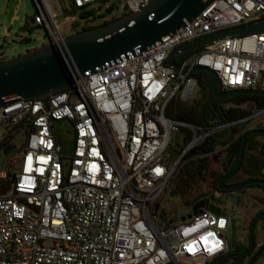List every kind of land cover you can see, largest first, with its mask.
<instances>
[{
  "label": "built area",
  "instance_id": "obj_1",
  "mask_svg": "<svg viewBox=\"0 0 264 264\" xmlns=\"http://www.w3.org/2000/svg\"><path fill=\"white\" fill-rule=\"evenodd\" d=\"M148 1L67 0L82 21L92 15L79 13L97 15L110 2L120 15ZM32 2L30 23L48 39H59L53 9L54 4L61 12L58 0ZM261 17L264 0H211L174 32L74 77L66 89L4 100L0 153L10 145L5 154L14 164L0 169V180H8L0 193V264H207L223 253L228 219L207 197L178 222L160 219L179 160L233 123L198 125L167 117L168 102H189L197 81L166 65L165 58L177 45ZM188 51L177 65L211 69L221 90L264 89V31L225 36ZM263 115L264 106L243 119ZM58 120L71 135L66 152L53 128ZM175 134L184 145L172 156L168 144ZM233 137L207 153H219Z\"/></svg>",
  "mask_w": 264,
  "mask_h": 264
},
{
  "label": "water",
  "instance_id": "obj_2",
  "mask_svg": "<svg viewBox=\"0 0 264 264\" xmlns=\"http://www.w3.org/2000/svg\"><path fill=\"white\" fill-rule=\"evenodd\" d=\"M211 0H149L145 6L134 11L120 14L107 22L77 30L59 39L27 49L8 58L0 59V106L11 97L44 98L45 96L71 86L72 79L91 73L96 67L103 66L134 47L141 49L164 35L174 32L182 25V20H189L200 12ZM32 19L29 18V22ZM264 31V17L247 23L225 27L204 34L169 50L165 64L174 69L189 73L203 72L210 77L209 91L217 100L228 99L239 94H261L264 89H228L221 90L215 72L211 69L192 65L179 67L174 61L178 53L209 44L225 36L245 35ZM8 102V101H6ZM219 122H217L218 124ZM232 135L231 124L224 128L219 142L226 141ZM250 135H264V128L244 129L238 139L237 154L233 167L216 179L215 188L219 191L260 184L263 177H249L231 184L223 180L232 176L240 167L244 154L246 138ZM10 151V145L2 148V153ZM203 206L198 200L190 206V213H195ZM207 209L218 213V207L208 204ZM184 217L181 216L180 219Z\"/></svg>",
  "mask_w": 264,
  "mask_h": 264
},
{
  "label": "rangeland",
  "instance_id": "obj_3",
  "mask_svg": "<svg viewBox=\"0 0 264 264\" xmlns=\"http://www.w3.org/2000/svg\"><path fill=\"white\" fill-rule=\"evenodd\" d=\"M108 1V0H107ZM113 1V0H109ZM61 12L58 13L56 7L53 4V9L56 12L55 22L57 23L58 32L61 36L68 35L72 32L79 30L80 27H89L96 24H100L103 21L117 17L118 10L115 2H110L112 4H107L104 7H108L103 14H100L97 17H92L91 19L77 20V11L73 10L67 0H58ZM103 7V9H104ZM100 9V8H99ZM34 5L32 0H0V58H8L17 53L24 52L27 49L37 47L39 45L45 44L48 41L45 30L40 26H34L29 22V18L34 14ZM101 12V11H100ZM99 12V13H100ZM68 15V19L64 20V16ZM24 21V23H23ZM23 24V25H22ZM199 95V89L197 84L193 87V91L190 95V100L196 98ZM241 108L246 109L247 115L254 108L250 102H243L238 105ZM245 118V117H244ZM208 122H215L214 117L209 116L207 118ZM260 121L259 116L249 117L243 119V121L238 124L237 134L246 128L259 127ZM66 123L63 120H58L53 122V128L56 132V136L61 144L63 151H69L71 147V135L64 134L62 129H65ZM17 138V137H15ZM178 136L175 134L173 138L170 139L168 144V151L172 156L176 155L184 145V141L178 143ZM17 143V141H14ZM259 148V151H264V135H254L251 139V145L253 144ZM68 144V148L66 147ZM196 149L193 148V150ZM211 149V148H210ZM188 157L186 159L199 158L203 156V153H199L197 150L191 154L186 152ZM207 154V153H205ZM217 159H210L208 161V172L206 180L198 181L195 190L197 192L203 193L204 197H207L209 202H212L214 205L219 206L221 213L227 217L228 223L223 231V237L226 241V249L230 250L234 248L237 244L246 243V234L248 223L251 220V217L257 210L264 209V189L258 187H244V194L241 197L240 203L238 206L234 207L233 210H229L227 206L228 201L223 195L217 192L209 186L210 181L215 177V174L218 173V161L223 154L215 152ZM252 154L258 159L263 166L261 171L264 169V157H261L259 154L252 150H246V153L243 154V160L245 161L248 155ZM183 157L177 163V170L173 180V185L170 191L165 195L162 202V213L161 221L166 223L167 221L178 222L181 216H185L189 213L190 208L182 204V196L178 194L177 191L173 190L175 184L176 175L178 169L183 161ZM223 160V159H222ZM13 157L12 155L0 153V169L7 170L13 167ZM264 172V171H263ZM238 176H243L239 174ZM193 189L190 188L186 191V194H191ZM254 246L252 250H255L259 244L264 241V236L260 226V222H255L254 224ZM246 257L244 258V262ZM251 264H264V252L257 256L254 260L251 261Z\"/></svg>",
  "mask_w": 264,
  "mask_h": 264
},
{
  "label": "trees",
  "instance_id": "obj_4",
  "mask_svg": "<svg viewBox=\"0 0 264 264\" xmlns=\"http://www.w3.org/2000/svg\"><path fill=\"white\" fill-rule=\"evenodd\" d=\"M105 1V0H103ZM112 4V3H109ZM108 4V5H109ZM107 5V6H108ZM108 8V7H107ZM101 10L97 15H93L92 10L83 11L79 13L80 17H83L87 14H91L92 17H97L102 12L107 9ZM110 20V19H109ZM103 21L101 23L107 22ZM24 23V22H23ZM23 25V24H22ZM97 25V24H96ZM90 27V26H89ZM87 27H80V29H84ZM188 52L178 53L174 56V61L178 62L179 59ZM192 75L196 78L197 86L199 89V95L192 99L189 102H181L175 98H172L164 109V114L175 120H182L198 125H206L207 118L209 116L214 117L215 123H225V122H233L231 124L233 139L222 149V159L225 161V164L229 169H231L235 163L236 154H237V145L238 139L241 134L238 131V124H240L244 117L247 116V110L239 107L238 105L243 102H250L253 105V108H259L264 106V95L261 94H239L234 95L228 99L217 100L212 97L209 91L210 77L203 72H195ZM250 113V112H249ZM248 113V114H249ZM239 120V121H237ZM224 132L221 131L218 135H209L205 137L202 142L196 147V149H191L188 151V154L196 152V150L204 155L199 158L186 159L188 157L187 154L183 155V159H186L182 162L180 169H178L176 175V181L173 186V190L177 191L179 195L182 196L181 202L184 206L189 207L196 201L201 200L204 197L203 193L197 192L195 190L198 181H204L207 177L208 172V161L210 159H217L215 153H207L210 148L214 145L220 144L223 145V142H219L216 140L215 136H220ZM254 135H250L246 138L244 154L246 150H252L259 154L261 157H264V151H259V148L252 144L251 139ZM185 140V139H184ZM207 153V154H205ZM260 167H257V165ZM261 163L258 159L255 158L252 154L248 155L246 160L241 164V171L239 172L243 177H263L261 176L263 173L261 171ZM237 174L236 176H238ZM264 178V177H263ZM216 178H213L209 186L213 188L215 191H218L215 188ZM8 186V180H0V193L4 192ZM248 187H258L264 189L263 185L260 184H252ZM192 188L193 192L191 194H186L188 189ZM260 222V226L262 229V233L264 236V209L257 210L251 220L248 223V229L246 234V243L245 244H237L234 248L228 250L226 249L223 253L211 258L207 261V264H251V261L254 260L257 256H259L262 252H264V241L257 246L255 250H252L255 242H254V224L255 222ZM246 257V261L244 262V258ZM171 264V263H167Z\"/></svg>",
  "mask_w": 264,
  "mask_h": 264
},
{
  "label": "flooded vegetation",
  "instance_id": "obj_5",
  "mask_svg": "<svg viewBox=\"0 0 264 264\" xmlns=\"http://www.w3.org/2000/svg\"><path fill=\"white\" fill-rule=\"evenodd\" d=\"M259 121H260V124H259V127L260 128H264V115L263 116H259ZM243 131V130H242ZM241 131V132H242ZM231 138V137H230ZM229 139V138H228ZM227 139V140H228ZM233 139V138H232ZM231 139V140H232ZM230 140V141H231ZM222 150L219 151V153H221ZM222 157V155H221ZM220 157L219 161H218V166H217V169H218V173L215 174V177L214 178H218L220 175L228 172L230 169L227 167V165L225 164V161L222 160V158ZM242 164V163H241ZM257 167H260V165L258 164ZM263 166H261L260 169H262ZM241 171V165L239 167V169L230 177H227L223 180V183L224 184H231V183H235L237 181H240L242 179H245V177L243 176H236L237 174H240L239 172ZM264 171V169H263ZM262 171V175L264 177V172ZM249 186V185H248ZM244 187H247V186H244ZM244 187H240V188H237V189H234L230 192L228 191H221V194L223 195L224 198L227 199L228 201V207H229V210H233L234 207L238 206L239 203H240V200H241V197L243 196L244 194ZM219 191V190H218Z\"/></svg>",
  "mask_w": 264,
  "mask_h": 264
},
{
  "label": "crops",
  "instance_id": "obj_6",
  "mask_svg": "<svg viewBox=\"0 0 264 264\" xmlns=\"http://www.w3.org/2000/svg\"><path fill=\"white\" fill-rule=\"evenodd\" d=\"M1 59V58H0Z\"/></svg>",
  "mask_w": 264,
  "mask_h": 264
}]
</instances>
